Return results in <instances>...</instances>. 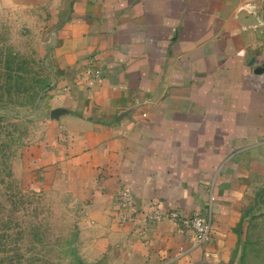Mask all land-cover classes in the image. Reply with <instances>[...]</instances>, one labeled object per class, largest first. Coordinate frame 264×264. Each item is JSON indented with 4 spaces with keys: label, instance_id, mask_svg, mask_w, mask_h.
Here are the masks:
<instances>
[{
    "label": "crops",
    "instance_id": "crops-1",
    "mask_svg": "<svg viewBox=\"0 0 264 264\" xmlns=\"http://www.w3.org/2000/svg\"><path fill=\"white\" fill-rule=\"evenodd\" d=\"M10 1L41 3L58 70L26 168L80 203L89 253L234 264L242 206L264 184V0ZM152 209L208 218V239Z\"/></svg>",
    "mask_w": 264,
    "mask_h": 264
},
{
    "label": "rangeland",
    "instance_id": "rangeland-1",
    "mask_svg": "<svg viewBox=\"0 0 264 264\" xmlns=\"http://www.w3.org/2000/svg\"><path fill=\"white\" fill-rule=\"evenodd\" d=\"M42 31L41 3L0 0V264H126L109 251L89 253L82 244L89 227L80 203L27 171L30 146L48 129V95L58 75ZM260 181L235 228L234 264H264Z\"/></svg>",
    "mask_w": 264,
    "mask_h": 264
},
{
    "label": "built area",
    "instance_id": "built-area-1",
    "mask_svg": "<svg viewBox=\"0 0 264 264\" xmlns=\"http://www.w3.org/2000/svg\"><path fill=\"white\" fill-rule=\"evenodd\" d=\"M85 73L93 80H97L100 76L99 68L91 64L85 69ZM116 204L127 210L126 216L131 217L135 211L134 202L128 189L120 187L115 194ZM145 217L151 221H157L162 218L171 220L180 227L190 229L193 233V243L196 245L204 243L209 237L210 222L208 218H203L199 214L189 216L183 215L177 210L168 209H152L145 214Z\"/></svg>",
    "mask_w": 264,
    "mask_h": 264
}]
</instances>
